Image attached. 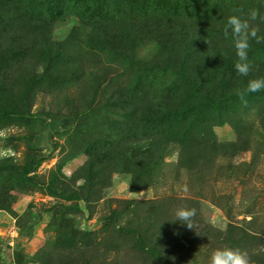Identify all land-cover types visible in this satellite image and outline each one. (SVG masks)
<instances>
[{
  "label": "rangeland",
  "instance_id": "rangeland-1",
  "mask_svg": "<svg viewBox=\"0 0 264 264\" xmlns=\"http://www.w3.org/2000/svg\"><path fill=\"white\" fill-rule=\"evenodd\" d=\"M235 8L264 0H0V264L225 247L264 264V91L236 95L264 77V43L240 76ZM181 206L199 234L172 222Z\"/></svg>",
  "mask_w": 264,
  "mask_h": 264
},
{
  "label": "clouds",
  "instance_id": "clouds-1",
  "mask_svg": "<svg viewBox=\"0 0 264 264\" xmlns=\"http://www.w3.org/2000/svg\"><path fill=\"white\" fill-rule=\"evenodd\" d=\"M234 13L227 18L223 29L224 38L230 39L232 47L235 50L237 57L234 63L236 72L243 77L249 75L252 70V65L249 62L248 51L250 48V40H255L257 43H264V35H259V28L254 26L252 22L260 21L264 23V15H261L259 9H250L247 13V18H242L243 8L233 9ZM205 42L210 45L211 41L206 38ZM264 91V77L250 79L243 89H238L236 95L239 97L241 103L247 104V96L251 93ZM197 210L195 208H188L181 206L174 211V220L179 221L181 225L188 229H195L194 223ZM197 231V230H196ZM179 234V233H177ZM197 234L199 232L197 231ZM208 264H251L250 257L246 251H240L232 248H218L211 253Z\"/></svg>",
  "mask_w": 264,
  "mask_h": 264
}]
</instances>
